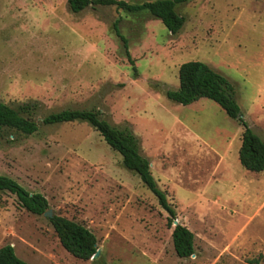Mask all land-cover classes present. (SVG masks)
<instances>
[{"label":"rangeland","instance_id":"rangeland-1","mask_svg":"<svg viewBox=\"0 0 264 264\" xmlns=\"http://www.w3.org/2000/svg\"><path fill=\"white\" fill-rule=\"evenodd\" d=\"M142 4L155 0H118ZM171 35L147 12H70L67 0H0V103H34L35 119L93 110L128 127L140 155L194 236L173 250V223L119 154L85 123L39 124L31 136L0 133V176L42 195L52 215L88 229L99 255L70 256L47 217L0 193V249L26 264H264V171L238 162L243 128L213 102L180 106L179 67L201 62L227 79L241 116L264 142V0H188ZM127 42L129 64L113 26Z\"/></svg>","mask_w":264,"mask_h":264},{"label":"trees","instance_id":"trees-1","mask_svg":"<svg viewBox=\"0 0 264 264\" xmlns=\"http://www.w3.org/2000/svg\"><path fill=\"white\" fill-rule=\"evenodd\" d=\"M188 0H155L142 4H128L118 0H67L71 13L78 14L89 7H114L127 13L147 12L152 18L161 22L165 29L176 35L184 25L175 7ZM115 36L122 43L125 56L131 66L133 61L127 51V42L120 35L116 24L113 26ZM170 102L188 106L206 99L215 103L226 116L236 121L242 128L241 145L238 151V162L248 172L259 174L264 171V142L256 136L243 120L236 102V94L232 84L211 70L207 65L193 61L182 64L178 70V89L165 92ZM37 105L27 103L11 107L0 103V133L12 130L25 136L37 132L39 124L55 126L67 123H85L96 131L105 144L120 155L124 169L134 173L141 183L156 198L158 205L168 215L171 225L175 220V212L167 202L165 194L158 189L151 172L149 162L140 155L139 142L128 127L117 128L100 118L93 110H66L50 114L40 121L35 119ZM6 192L15 196L20 207L32 215L42 216L48 211L45 198L36 193H29L10 178L0 176V193ZM61 247L73 258L88 261L97 251L94 235L85 227L65 218L53 215L47 218ZM175 255L180 259L190 258L194 254V236L185 227L177 224L171 234ZM0 264H26L19 260L12 247L0 249ZM252 264H258L253 261Z\"/></svg>","mask_w":264,"mask_h":264},{"label":"water","instance_id":"water-1","mask_svg":"<svg viewBox=\"0 0 264 264\" xmlns=\"http://www.w3.org/2000/svg\"><path fill=\"white\" fill-rule=\"evenodd\" d=\"M44 217H47V218H51L53 215H52V212L50 210L46 211L44 214H43ZM178 224L177 221H174L173 222V227H175L176 225ZM99 255V251L97 250L96 253L92 256V259L96 258L97 256Z\"/></svg>","mask_w":264,"mask_h":264}]
</instances>
